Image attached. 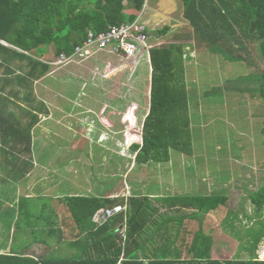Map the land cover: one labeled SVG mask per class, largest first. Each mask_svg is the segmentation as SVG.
I'll return each instance as SVG.
<instances>
[{
  "label": "trees",
  "instance_id": "trees-1",
  "mask_svg": "<svg viewBox=\"0 0 264 264\" xmlns=\"http://www.w3.org/2000/svg\"><path fill=\"white\" fill-rule=\"evenodd\" d=\"M179 1L183 5V18L189 26L187 30L174 34L175 40L180 36L189 40L193 34L197 43L208 44L207 49H215L225 60L226 57L231 60V56L240 60V53L248 52V44L256 43L257 59L263 67L258 71L255 63H249L257 75L255 88L249 91V95L259 98L264 107V0ZM143 4L144 0H0V156L12 174L24 175L32 167V131L40 121L39 114L46 113L42 101H38V107L29 106L34 101L35 81L51 69L40 57L51 47H54L56 57L62 52L70 55L85 39L87 29L100 32L110 25L126 20L131 22ZM127 9L137 12L127 13ZM165 31L166 28L163 33ZM185 44L172 42L151 49V112L142 146L132 144V148L138 151L135 156L137 165L168 162L172 151L191 153L188 97L196 98V94L193 90L184 91L182 49ZM130 118L127 114L126 119ZM22 120H25L23 124ZM146 130L153 134H147ZM135 138L126 134L128 142ZM248 197L254 207V216L261 218L264 177ZM60 201L67 207L77 229L75 234L70 232L72 239L68 241L54 226L56 221L50 203L42 204V215L34 213L35 204L28 207L19 200L17 214L20 222L10 221L13 208H5V214H0V264H118L121 256L119 264H264V260H259L255 254L264 235L263 223L245 233L243 247L248 250V255L244 259L213 258L211 235L201 228L194 231L184 255L178 248H171L168 252L167 247H158L146 254L140 242L152 217V208L146 197L132 194L125 203L121 198L69 195ZM225 201L223 192H211L205 196H190L184 204L196 211L191 214L193 217L207 213L217 216ZM121 203L126 204L125 211L115 215L106 225L95 228L91 222L94 211ZM27 209L31 212L27 213ZM230 217L236 215L228 212L223 221ZM11 223L17 232L24 224L32 226L35 242L47 243L43 238L45 234L49 239L53 238L58 247L65 243L75 252L71 255L55 252L38 257L18 253L16 251L23 246L21 243L15 245L14 236L9 238ZM40 224L43 226L41 231L37 228ZM123 224L125 239L117 234Z\"/></svg>",
  "mask_w": 264,
  "mask_h": 264
},
{
  "label": "rangeland",
  "instance_id": "rangeland-1",
  "mask_svg": "<svg viewBox=\"0 0 264 264\" xmlns=\"http://www.w3.org/2000/svg\"><path fill=\"white\" fill-rule=\"evenodd\" d=\"M173 1L179 4L178 13L180 20L183 21L181 3L177 0ZM158 4L164 12L160 10L154 12L147 8L142 15V22L152 23L154 20L159 24L163 16L176 18L172 16L173 13H168L172 8L167 1L159 0ZM163 22L164 20L158 25V29L153 30L149 35L152 42L157 43L162 40L163 45H166L174 39V36L162 37ZM247 47V53L245 51L240 53V60L232 56L231 60L230 57H226L225 60L223 54L213 48L211 51L200 49L202 53L197 54L192 51V46L191 51L197 59L192 63L191 68L186 66L190 77L187 78L184 91L189 93L193 90L196 94V98L188 97L189 130L193 138L194 150L190 158H185L188 162L175 159L163 165L164 172L169 171L170 165H181L185 167V172L191 174L190 176L204 177V184L209 183V191H216L217 188L226 195V201L220 206L218 217L209 216L208 226L205 224L206 228L211 229V256L219 260L247 258L248 250L243 247L245 233L251 228L260 227L258 223L264 224V210L261 218L254 216V207L248 197L249 192L254 191L264 177V131L262 130L264 107L261 106L259 98L249 95V91L255 88L257 75L252 67L244 63H255L258 71L262 70L263 64L257 59L259 52L255 48L256 43H250ZM53 52L54 47H51L40 57V60L49 64L51 69L47 76L35 81L34 101L29 105L38 107V101H42L46 109V113L39 114L40 121L32 131V154L36 166L58 165L55 162L60 161L57 160L60 149L70 152L67 153L69 159L72 151H76L75 163L80 164H74L75 167L85 166L82 170L87 168L88 172L82 173L76 169L79 171L73 176H78L82 180L78 182L109 184L111 179L116 189L121 185L124 187V182L128 184V181H133L137 177L135 171L129 172L126 176L124 169L136 164L135 156L138 151L131 145L142 146V136L151 112L150 75L146 74L147 65L142 64V61L139 64L119 62L115 56L103 53L90 59L91 61L97 59L94 65H90L89 59L62 65L56 62L57 57L53 56ZM205 52L209 54L208 57L205 56ZM185 54L188 55V51ZM106 62L110 69H106L107 74H102ZM95 70L98 74H94ZM14 112L19 114L15 108ZM127 114H130V119H126ZM24 121L22 120V124ZM128 133L135 136V140L128 142L126 139ZM146 133L150 134L151 131L148 130ZM186 134L185 132L184 136ZM96 136H105L106 143L99 141ZM105 147L108 150L104 149ZM1 160L2 157H0V165ZM64 160L68 159L64 158ZM99 162L101 166L106 164L114 167L113 175L108 177L107 173H102L98 177V171L94 168L99 166ZM146 164L150 165L147 162ZM90 170L92 173H89ZM170 170L172 172L170 174L176 177V167ZM56 173L55 177L58 178V172ZM91 176L94 180H90ZM161 176L163 177L162 172ZM57 180L59 179L50 178L49 184H56ZM11 185L8 183L0 185V188H3L0 198L7 200L8 204H12L15 200L8 189L14 186ZM73 185L75 188L69 192H88L84 187L79 189L74 183ZM178 185L185 187L182 184ZM178 189L180 193L186 191L185 188ZM188 189L190 193L191 190L195 193L199 191V187L191 184ZM187 195L191 196V194ZM228 212L236 217L223 221ZM14 231L15 228L12 229L13 234ZM19 236H17L18 243L23 242L22 246L32 244L29 250L32 256L38 257L55 252L60 255L70 253L65 243L57 248L53 238L49 239L45 234L43 238L47 243L35 242L33 236L27 238ZM255 254L259 260H264V235L256 246Z\"/></svg>",
  "mask_w": 264,
  "mask_h": 264
},
{
  "label": "crops",
  "instance_id": "crops-1",
  "mask_svg": "<svg viewBox=\"0 0 264 264\" xmlns=\"http://www.w3.org/2000/svg\"><path fill=\"white\" fill-rule=\"evenodd\" d=\"M159 0H144V4L142 6V9L140 11H133L132 9H127L125 10L127 13L135 14L136 13V18L140 15L139 21L145 26L149 44L151 46L150 48V63L147 65V70L148 72L146 73L147 75H150V84L149 87H151V75H152V62H151V49L152 48H159L160 46H163L164 43H162V40L160 42H152L150 39L149 33L152 32L153 30L158 29V25L164 20L162 24H164V27L161 28V31L166 28V31L162 34L164 36H170L174 35L179 32H183V30H187L186 27H188V22L183 18V5L182 3L177 0L178 2L181 3V17L183 21L180 19V13H178V5L176 4L175 1L173 0H164L169 3L171 6V11L168 13H173V17L171 16L168 18L167 16H163L161 18V21L159 24L156 22H142V15L145 11V9L149 8V10H152L154 12H158L157 10H160L161 12H164L163 8L158 4ZM156 3V5H155ZM126 4V1L124 2ZM168 5V6H169ZM149 6V7H148ZM166 6V7H168ZM167 14V13H166ZM134 19V20H135ZM133 20V21H134ZM150 20V19H149ZM167 21L168 23H166ZM130 21H124L120 24L123 23H129ZM132 22V21H131ZM173 22V24H171ZM119 25V24H115ZM151 27V28H150ZM179 29V30H178ZM89 30V29H87ZM160 31V30H159ZM159 31L157 33H159ZM87 32V31H86ZM192 32V31H191ZM174 33V34H173ZM166 34V35H165ZM159 37H161V34H159ZM172 42H178V43H186L185 46L182 49V63H183V68H184V84L185 87L187 85V78L190 76L188 75V71L186 69V66H189V68L192 67V63L195 62L197 58H194V53L200 52V49H207L206 47L208 44H205L203 42L197 43L198 40L196 37L190 38L189 40L186 39V37H178L173 39L171 42L168 44H171ZM189 42L190 44H187ZM157 45V46H156ZM167 45V44H166ZM192 45L193 50H192ZM201 45V46H199ZM198 47V48H197ZM185 48L187 50H185ZM209 48V47H208ZM210 49V48H209ZM208 49V50H209ZM194 53H192V51ZM186 51H188V55H186ZM211 51V49H210ZM101 54V53H99ZM105 54V53H103ZM206 57L209 56L207 52L204 53ZM98 55V54H97ZM97 55H95L93 58H95ZM109 55V54H106ZM54 56V54H53ZM112 56V55H111ZM117 58V57H116ZM92 59V58H91ZM118 59V58H117ZM90 60V59H89ZM95 62H97V59H94L93 61L90 60V65H94ZM249 62V61H248ZM247 64V63H246ZM249 67V64H247ZM49 73V72H48ZM48 73L45 75L47 76ZM44 76V77H45ZM43 78V77H42ZM40 80V79H39ZM6 91L8 92V89L5 88ZM104 106V105H103ZM105 107V106H104ZM99 124V123H98ZM191 134V133H190ZM191 137V136H190ZM99 141H104L106 140L105 136H96ZM96 139V140H97ZM191 140V153L190 154H185V153H180L177 152L178 154H175V151H172L170 154V159L168 162H171L173 160H183L187 161L185 158H190L192 155V150L193 149V138H190ZM106 142L104 141V144ZM132 146V145H131ZM63 149V148H62ZM108 150L106 147L104 148ZM33 151V150H32ZM76 151H72V156L71 159L68 158V154L70 153L65 150L58 151L57 156V163L58 165H53V166H36V162L34 160L33 154H32V160H33V165L28 170L24 175H15L10 172V167L7 165H4L3 158H2V164L0 165V185H6L12 184L13 186L9 191L12 192V196H14L15 200L12 202V204H8L6 202L7 200H4L0 198V214H5V208H13L12 215L10 216V221L14 222L19 218L17 214V209H18V204L19 200L23 202V205L25 206H32V204H35L37 207L34 211L35 214H42L43 215V209L42 204L44 202L50 203L52 206V216H54V220L56 221V228H58V231L61 233L63 236V239L68 241L72 239L70 236V232L72 234H75L77 229L75 227V224L72 220V217L67 210V207L60 201L66 196L69 195H79V196H92V197H98V198H121L123 199V202H127V199L132 195V194H137L138 196L146 197L147 202H150V207L152 208V217L150 218V222L147 224V227L145 230L147 233L143 234V239L140 240V242L144 246V251L146 254H149V252H154L156 248L158 247H167L168 252L171 251V248H178L181 250L183 255L186 253L187 246L191 243L192 237L194 235V231L201 228L204 233H209L211 234V229L208 227L206 228L205 224L208 226V221H209V216L211 214H203L201 216L197 215L193 217L191 214L195 213L196 211L191 208L190 206H187L184 204L185 199L187 200L188 196L187 194H191V196H205L208 195L209 193H222V190H218L216 188V185L214 186L216 188V191H209V183L204 184V177H198V176H190L191 174L188 172H185V167L181 165H170L169 166V171L166 170L164 172L163 165H166V162L164 163H156L152 164L154 162H149L150 165H132L130 168L126 167L124 169V174H127L129 172H137V177H135V180H130L128 181L129 185L125 183L124 187L121 185L119 189H116L113 186L112 181L109 180V184L106 182H101V183H95V184H89V183H80L78 181H82L78 176H73L74 174H77V172L80 170L82 173L87 172V168L82 170V166L80 165L79 168L75 167L74 164H80V163H75L77 161L76 157L74 155H77L75 153ZM43 156V155H41ZM1 157V156H0ZM64 158H67L68 160H64ZM174 158V159H173ZM64 160V161H61ZM188 162V161H187ZM100 163V162H99ZM102 164L100 163L99 166H96L94 168L95 171H98V177H100V174L102 173H107L108 177L113 175L114 167H109L106 164L101 166ZM169 165V164H168ZM135 166V168L133 167ZM176 167L177 172L176 177L172 176L170 173L171 170L170 168ZM178 168V169H177ZM79 169V170H76ZM89 169V168H88ZM90 169H92L90 167ZM58 172V178L57 176ZM139 172V173H138ZM161 172L163 174V177L161 176ZM88 173V172H87ZM89 173H92L91 170ZM207 173V171L205 172ZM35 174V175H34ZM94 176V175H93ZM91 176L92 178L90 180H94V177ZM97 176V175H96ZM122 177H126L121 175ZM97 177V178H98ZM121 177V178H122ZM187 177V178H185ZM52 178L53 180H57L58 183H52L51 185L49 184V180ZM96 178V177H95ZM89 180V181H90ZM78 182V183H75ZM208 182V181H207ZM73 183L79 188L83 189V187L88 191L85 193L84 191H77V192H69L72 188L74 189L75 186ZM178 184H182L185 187L184 192L180 193V190H184V188L180 187ZM189 184L193 186L199 187V191L195 193L193 190H191L192 193L189 192L188 186ZM73 185V186H72ZM141 188V189H140ZM213 188V189H215ZM50 190V191H48ZM130 190V193H129ZM176 190V191H175ZM3 191V188H0V192ZM80 192V193H79ZM84 192V193H83ZM27 200L25 202L24 200ZM16 201V202H15ZM174 203H173V202ZM30 202V203H29ZM122 204V203H121ZM173 205V206H172ZM37 211V212H36ZM48 210H45V213ZM31 212L29 209H27V213ZM218 217V216H217ZM23 218V217H21ZM43 221V220H42ZM41 226L37 227L39 231H41V228L43 227L42 224ZM16 227L11 223L10 225V230L8 232L9 238L15 237V245L19 244V240L17 239L18 234L20 236L24 237H30L33 236L32 234V226H29V224H24L22 230H19V233L17 234V231L15 230L14 234L12 232V229ZM48 228V227H47ZM205 228V229H204ZM44 233V232H43ZM2 236V233H0V237ZM19 236V237H20ZM69 238V239H67ZM149 238V239H148ZM152 239V240H150ZM168 240V242H166ZM65 241V242H66ZM21 242V246H22ZM63 244L59 245L61 247ZM32 244H25L23 245V248H20L16 252L22 253V254H27L31 255L29 253V250L31 249L30 247ZM57 247V248H59ZM65 247L69 249L70 253H66L65 255H71L73 254L74 248L69 247L68 245L65 244ZM182 248V249H181ZM71 249V250H70ZM2 250H0V253ZM63 253V252H62ZM32 256V255H31Z\"/></svg>",
  "mask_w": 264,
  "mask_h": 264
},
{
  "label": "built area",
  "instance_id": "built-area-1",
  "mask_svg": "<svg viewBox=\"0 0 264 264\" xmlns=\"http://www.w3.org/2000/svg\"><path fill=\"white\" fill-rule=\"evenodd\" d=\"M140 15L134 21L119 25H110L100 32L87 30L85 39L80 45L74 47L70 55L60 53L56 62L62 65L85 61L93 58L99 53L113 55L119 62L128 63H150V44L145 26L139 21ZM142 56V57H140ZM141 58V60H138ZM140 63V64H141ZM105 68L102 74H107L106 69H110L109 64L104 63ZM94 71V74H98ZM101 75V74H100ZM96 76H94L95 78ZM126 210V204H116L111 207H101L94 211L91 222L95 228L106 225L115 215ZM125 225L117 230V234L125 239ZM120 257L119 262L121 261Z\"/></svg>",
  "mask_w": 264,
  "mask_h": 264
}]
</instances>
